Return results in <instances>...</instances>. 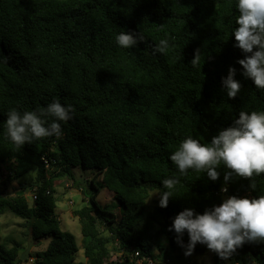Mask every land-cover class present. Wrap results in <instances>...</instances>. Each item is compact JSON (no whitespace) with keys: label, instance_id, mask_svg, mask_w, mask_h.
<instances>
[{"label":"trees","instance_id":"obj_1","mask_svg":"<svg viewBox=\"0 0 264 264\" xmlns=\"http://www.w3.org/2000/svg\"><path fill=\"white\" fill-rule=\"evenodd\" d=\"M236 14L234 0H0V174L7 172L0 215L22 220L26 241L29 235L38 245L49 239L30 256L32 264H81L75 238L60 229L55 212V181L78 186L73 169L93 171V181L78 187L85 205L74 211L86 264H198L168 230L172 218L185 208L202 214L230 195L264 193V174L252 178L256 190L248 178H231L227 195L220 191L222 168L216 181L189 170L166 207L146 206L150 192L165 190L161 181L176 174L168 155L185 136L207 143L240 111L264 110V90H256L236 63L244 55L230 35ZM120 31L145 40L121 49L114 42ZM165 33L173 46L152 55ZM197 51L200 72L190 65ZM230 66L241 84L233 99L221 87ZM53 100L74 109L59 139L16 148L3 137L10 109L33 111ZM29 173L36 197L30 202L17 195L21 188L9 191ZM98 178L122 208L119 220L96 202ZM187 239L185 232L181 240ZM154 246L164 251L158 262ZM21 250L19 242L0 243V264H21ZM207 250L197 243L192 253ZM113 254L119 256L112 260ZM227 260L264 264V242L245 243ZM223 262L213 253V264Z\"/></svg>","mask_w":264,"mask_h":264},{"label":"clouds","instance_id":"obj_2","mask_svg":"<svg viewBox=\"0 0 264 264\" xmlns=\"http://www.w3.org/2000/svg\"><path fill=\"white\" fill-rule=\"evenodd\" d=\"M237 13L233 17L230 35L234 47L244 55L236 61L241 75L251 80L256 90H264V0H234ZM141 33L120 31L114 37L116 46L131 49L144 42ZM173 45L165 33L164 38L152 45V55L167 54ZM202 55L194 53L190 65L200 72ZM6 57L4 60L6 61ZM236 69L229 67L221 78V87L228 99L237 97L241 84L234 79ZM71 105L53 100L46 107L33 111L10 109L3 122V137L16 148L43 138L62 136L61 123L72 118ZM176 174L161 181L163 191H158V206H167L173 190L181 183L189 170L204 173L211 181L220 176V191H227L233 177L248 178L249 188L256 190L252 180L264 174V110L240 111L229 126L217 130L209 142L201 143L191 135L185 136L168 155ZM175 233V242L184 249V255L192 254L197 243L204 245L220 259L226 260L245 243L264 242V193L254 197L227 196L219 205L206 208L202 214L185 208L172 218L168 229ZM187 233V243L181 237Z\"/></svg>","mask_w":264,"mask_h":264},{"label":"rangeland","instance_id":"obj_3","mask_svg":"<svg viewBox=\"0 0 264 264\" xmlns=\"http://www.w3.org/2000/svg\"><path fill=\"white\" fill-rule=\"evenodd\" d=\"M6 174V169H3L0 174V183L5 178ZM73 174L78 186L74 185L72 181L67 178H62L55 181L54 188L58 198L55 212L59 220L60 229L62 231L71 233L75 238L76 244L78 246L75 262L86 264V259L83 256L82 250L80 223L78 218L74 215V211L85 205V198L78 187L85 188L87 183L93 181V171L89 169H73ZM31 178L32 174L30 173L21 176L18 183H14L9 187L10 193H13V191L21 188L19 191H22L24 195H26L28 202H30L31 188L29 184ZM94 184L98 187V193L95 198L98 205L102 208H105L108 212L114 214L116 220H119L122 216V208L113 200L112 194L101 186L100 178L94 180ZM158 200L159 198L157 193L152 191L150 192L149 199L146 201V206L150 209V207L154 206ZM23 224L24 222L22 220L15 218L9 213L0 215V243H7L8 245H12L13 242L21 243L22 250L19 258L27 247V241L24 237L26 234V228ZM48 242V238L42 240L40 245L33 241L28 252V257L25 260H21V264H32L33 259L30 256L34 255L36 252L44 250ZM164 249L165 247L162 250ZM163 253L164 251H161L154 246L156 262L162 259ZM117 256H119V254H113L111 259L115 260ZM190 259L198 264H213V253L210 250L200 253H192ZM223 264L232 263L226 259L224 260Z\"/></svg>","mask_w":264,"mask_h":264},{"label":"water","instance_id":"obj_4","mask_svg":"<svg viewBox=\"0 0 264 264\" xmlns=\"http://www.w3.org/2000/svg\"><path fill=\"white\" fill-rule=\"evenodd\" d=\"M22 194H23L22 191H20V192L17 193L18 196H20V195H22ZM226 194H227V195L229 194V190H227ZM32 242H33L32 236L29 235V236H28V240H27V247H26V249L23 251V253L21 254V257H20L21 260H25V259L28 257V252H29V250H30V247H31Z\"/></svg>","mask_w":264,"mask_h":264},{"label":"built area","instance_id":"obj_5","mask_svg":"<svg viewBox=\"0 0 264 264\" xmlns=\"http://www.w3.org/2000/svg\"><path fill=\"white\" fill-rule=\"evenodd\" d=\"M42 161H43V163H44V166H45L46 168H48V162H47V160H46L44 157H42ZM35 198H36V197H35V195H34V190H32V193H31V200H34ZM134 255L137 256V253H134ZM136 256H134V257H136ZM147 264H157V263H153V262H151V261H148ZM165 264H169V261H166Z\"/></svg>","mask_w":264,"mask_h":264}]
</instances>
